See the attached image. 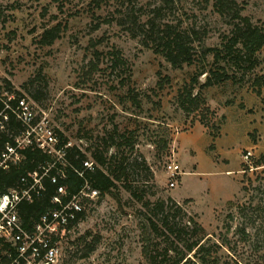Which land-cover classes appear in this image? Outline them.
I'll use <instances>...</instances> for the list:
<instances>
[{"label":"rangeland","instance_id":"obj_1","mask_svg":"<svg viewBox=\"0 0 264 264\" xmlns=\"http://www.w3.org/2000/svg\"><path fill=\"white\" fill-rule=\"evenodd\" d=\"M235 1L243 16L264 27V0ZM213 2L0 0V80L23 93L37 116L93 164L88 148L103 137L124 133L131 144L117 151L130 165L125 182L131 189L117 181L112 193L84 201V217L61 234L55 264H149L142 253L146 219L160 221L144 202L157 200L171 212L180 206L176 219L182 224L195 218L204 228L202 242L221 246L222 257L264 264V84L260 94L252 84L255 76L264 78V46L260 63L242 79L201 89L202 109L186 112L177 101L197 75L198 90L203 68H216L203 50L219 46L230 30V18ZM156 6L160 26L167 22L190 34L192 64L174 68L152 42L144 45L140 26ZM57 21L66 24L61 36L40 45L44 26ZM116 51L119 65H113ZM168 162L180 166L174 177ZM150 238L153 246L165 243L164 235ZM87 243L94 249L87 252Z\"/></svg>","mask_w":264,"mask_h":264},{"label":"trees","instance_id":"obj_2","mask_svg":"<svg viewBox=\"0 0 264 264\" xmlns=\"http://www.w3.org/2000/svg\"><path fill=\"white\" fill-rule=\"evenodd\" d=\"M109 1L124 4L131 3L133 0H95L97 6H100L102 2ZM213 6L220 15L230 18L231 27L228 33L222 35L219 46L206 47L203 50L202 57H206L207 53L213 55L216 68L210 67L201 70L199 74L205 73V80L199 84L196 92L194 89L199 82L198 75L178 92V105L186 112L202 109L204 99L201 89L227 80H240L260 63L258 52L264 46V27L254 24L249 17L243 16L235 0H214ZM159 9L158 6L153 8L155 13L140 26L141 31L145 32L144 45L148 46L152 42L154 51L161 53L174 68L192 64L195 56L192 52L190 34H186L176 25L167 22L160 26L156 20ZM129 20L137 23V18L133 20L129 16ZM120 23H124L123 20ZM99 25L100 22H97L95 27L97 28ZM65 28L66 24H62L60 21L50 26H44L38 43L51 45L61 36V32ZM193 34L197 35L195 31ZM119 54V51L114 52L113 65L122 63ZM8 83V81L5 82L6 87L12 90ZM252 84L257 86L255 91L260 94V87L264 84L263 76H255ZM14 92L19 96H25L19 91L14 90ZM32 96L38 98L37 93H33ZM130 97L136 105L140 104L136 94H131ZM200 120L204 125L208 124L203 114ZM22 129V123L9 113L6 128L0 130V151L7 141L13 143L14 136L19 134ZM55 133L58 139L56 147L63 148V160L57 159L55 154L46 153L30 144L19 148L21 157L17 162L10 164L6 169L0 168V193L10 188L20 187L22 176H26L30 182L29 173L36 171L38 175H41L42 186L38 193L34 194L31 200H21L17 205L21 225L28 231L33 230L34 224L44 212L59 207L60 204L54 201V197L58 195L57 188L60 185L65 187V193L59 195L62 202L68 201L86 181L92 188L98 190L99 197L112 193L113 188L117 186V181L125 183V187L131 189V186L126 185L125 182L129 176L130 165L125 162L124 155L117 156L119 148L127 144L131 145L129 136L120 133L116 137V134L111 133L89 147L88 150L90 149V155L94 160L92 168L89 169L83 165L84 160L88 159L87 153L75 144L67 145L68 138L59 130H56ZM111 147L117 150L109 154ZM259 161L257 160L256 165L260 164ZM45 168H48V171L43 174ZM77 170H82L83 176L79 175ZM52 176L57 177L56 182L51 180ZM131 192L136 194V190ZM138 199L143 198L138 196ZM144 205L153 210L154 214H158L160 221V224L155 222L151 216H147L146 219L147 229L142 253L149 264H239L238 261L222 257L218 251L221 246L218 244L202 242L204 228L195 218L189 217L188 222L183 224L177 220L179 213H183L180 206H176V210L171 212L165 208V200L145 201ZM84 214L85 210L79 212L77 219L69 223L67 228L79 222ZM151 233H154L155 237L164 235L165 243L162 247L153 246V239L150 238ZM92 249H94L92 243H87V252ZM10 252L11 256H9ZM14 255L15 246L0 239V264H10Z\"/></svg>","mask_w":264,"mask_h":264},{"label":"built area","instance_id":"obj_3","mask_svg":"<svg viewBox=\"0 0 264 264\" xmlns=\"http://www.w3.org/2000/svg\"><path fill=\"white\" fill-rule=\"evenodd\" d=\"M9 113L22 123L23 129L14 136L13 143L7 141L0 151V168L6 169L10 164L17 162L21 157L19 148L30 144L63 160V148L56 147L57 135L46 118L38 117L33 104L26 96L17 95L0 80V130L6 128ZM69 144L70 142L67 145ZM249 154L250 152L246 157ZM83 165L91 169L93 162L86 159ZM166 170L170 177H174L180 172V166L175 162H168ZM47 171L48 168H45L43 174ZM77 172L83 176L82 170ZM29 177L30 182L26 176H22L20 187L0 193V239L15 246V255L10 264H55L62 232L67 229L69 223L77 219L78 213L84 210L83 200L96 198L98 190L86 181L76 194L68 201L62 202L59 195L65 193V187L58 186V195L54 197V201L59 202V207L44 212L34 224L33 230L28 231L21 225L17 205L21 200H31L42 186L41 175L36 171L29 173ZM56 179V176L51 177L53 182H56ZM170 184L174 185V182L171 181ZM11 254L10 252L9 256Z\"/></svg>","mask_w":264,"mask_h":264}]
</instances>
